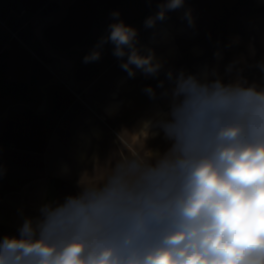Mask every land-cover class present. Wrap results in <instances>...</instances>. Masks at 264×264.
I'll return each instance as SVG.
<instances>
[{"label": "clouds", "instance_id": "1", "mask_svg": "<svg viewBox=\"0 0 264 264\" xmlns=\"http://www.w3.org/2000/svg\"><path fill=\"white\" fill-rule=\"evenodd\" d=\"M184 2L162 0L144 27ZM110 16L117 22L83 62L98 61L111 43L130 78L137 71L159 78L166 61L140 45L118 11ZM183 19L195 28L191 10ZM241 63L244 57L226 67L236 71L229 83L215 68L168 69L170 94L165 80L157 84L170 96L168 109L142 122V146L103 164L93 154L99 178L83 180L85 168L77 194L44 203L37 217L23 219L18 235L0 236V264H264V87L248 83ZM250 66L264 72V60ZM143 91L156 98L151 86ZM161 133L169 146L147 149L145 141Z\"/></svg>", "mask_w": 264, "mask_h": 264}, {"label": "crops", "instance_id": "2", "mask_svg": "<svg viewBox=\"0 0 264 264\" xmlns=\"http://www.w3.org/2000/svg\"><path fill=\"white\" fill-rule=\"evenodd\" d=\"M161 2L0 0V236L18 235L23 219L37 217L44 203L77 194L85 168L83 180L98 179L93 154L103 164L114 153L140 148L142 122L168 109L170 96L157 87L168 69L198 74L215 68L229 83L236 71L228 74L226 67L244 57L246 63L237 65L242 76L264 87V72L250 66L264 60V0H185L146 29L145 20ZM188 10L195 28L183 19ZM114 11L137 29L140 45L166 61L159 78L139 71L130 78L111 43L98 61L83 62L117 22L110 16ZM236 38L239 43H232ZM148 86L155 99L143 91ZM172 87L165 80L169 94ZM168 146L163 133L145 141L147 149Z\"/></svg>", "mask_w": 264, "mask_h": 264}]
</instances>
